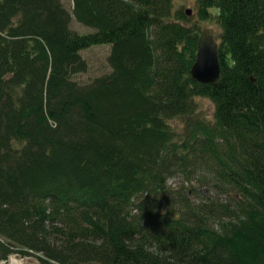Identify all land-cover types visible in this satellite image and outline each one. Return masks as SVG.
<instances>
[{
	"label": "trees",
	"instance_id": "trees-1",
	"mask_svg": "<svg viewBox=\"0 0 264 264\" xmlns=\"http://www.w3.org/2000/svg\"><path fill=\"white\" fill-rule=\"evenodd\" d=\"M174 1L0 0V261L264 264V0ZM94 46L110 72L79 84Z\"/></svg>",
	"mask_w": 264,
	"mask_h": 264
},
{
	"label": "rangeland",
	"instance_id": "rangeland-1",
	"mask_svg": "<svg viewBox=\"0 0 264 264\" xmlns=\"http://www.w3.org/2000/svg\"><path fill=\"white\" fill-rule=\"evenodd\" d=\"M63 6L69 11L72 8V0H61ZM182 9L183 11L190 10L193 17L195 19V13L197 9V0H176L173 3V10ZM209 13L212 15H216L218 10L212 8L209 10ZM71 29L77 31L80 34H87L92 32L91 29L86 28L75 21L71 22ZM201 30L203 29H211L213 30V37L218 42L219 36V27L214 21H204L200 23ZM82 58L85 60L87 64V70L83 74H79L74 77V80L79 84H88L93 79L100 77L102 75L108 74L110 72L109 66L107 64V57L109 54V48L107 46H94L90 49L82 51ZM200 105V115L201 116H211L213 112V105L210 101L206 99L198 100ZM171 185H175L178 183V179L174 178L169 181ZM0 264H37L36 261L32 258H20L17 256H10L6 261H0Z\"/></svg>",
	"mask_w": 264,
	"mask_h": 264
},
{
	"label": "water",
	"instance_id": "water-1",
	"mask_svg": "<svg viewBox=\"0 0 264 264\" xmlns=\"http://www.w3.org/2000/svg\"><path fill=\"white\" fill-rule=\"evenodd\" d=\"M186 14L190 15L191 11L186 10ZM212 31L211 29L201 31L197 42L196 58L190 69L192 79L202 84L216 82L220 73L217 57L218 44Z\"/></svg>",
	"mask_w": 264,
	"mask_h": 264
},
{
	"label": "bare ground",
	"instance_id": "bare-ground-1",
	"mask_svg": "<svg viewBox=\"0 0 264 264\" xmlns=\"http://www.w3.org/2000/svg\"><path fill=\"white\" fill-rule=\"evenodd\" d=\"M219 69H220V65H219ZM219 78V77H218ZM218 78H217V80H218ZM195 81V80H194ZM195 82H197V81H195ZM197 83H199V82H197ZM215 83V82H214ZM199 84H202V83H199ZM210 84H213V83H210Z\"/></svg>",
	"mask_w": 264,
	"mask_h": 264
}]
</instances>
